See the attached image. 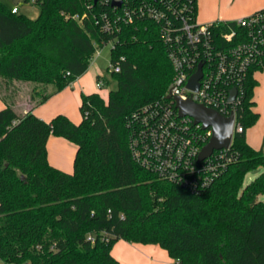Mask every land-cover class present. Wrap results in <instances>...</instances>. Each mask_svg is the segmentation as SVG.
I'll use <instances>...</instances> for the list:
<instances>
[{"label":"trees","instance_id":"trees-1","mask_svg":"<svg viewBox=\"0 0 264 264\" xmlns=\"http://www.w3.org/2000/svg\"><path fill=\"white\" fill-rule=\"evenodd\" d=\"M25 1L39 6L37 17L0 0L6 90L15 79L26 81L44 102L87 71L103 40H114L111 62L121 70L112 71L117 87L107 99L82 93L79 122L64 113L50 121L33 111L20 115L0 87V263L120 264L112 249L125 239L157 244L180 264H264V145H251L246 135L259 119L256 74L264 66H252L246 78L237 111L244 130L234 133L233 159L192 192L131 152L129 116L165 98L174 74L158 24L135 19L111 33L97 23L99 12L112 9L101 0ZM206 131L199 128L203 144ZM51 135L76 143L72 171L49 161Z\"/></svg>","mask_w":264,"mask_h":264},{"label":"built area","instance_id":"built-area-1","mask_svg":"<svg viewBox=\"0 0 264 264\" xmlns=\"http://www.w3.org/2000/svg\"><path fill=\"white\" fill-rule=\"evenodd\" d=\"M113 1L101 0L112 7L99 12L101 28L112 33L135 19L155 21L174 69L166 99L143 105L128 118L133 158L161 178L200 192L233 159L232 143L199 161L209 140L203 144L201 123L178 113L174 96L213 107L226 116L234 113V133L243 131L237 111L244 84L252 66H264V6L239 18L201 22L195 0H117L121 5ZM19 11L18 5L12 7V12ZM109 44L114 47V40L97 43L92 59ZM110 67L121 70L118 60L110 62ZM200 69L198 87H191L190 78ZM96 84L101 88L106 82L98 76ZM234 88L236 95L231 99ZM203 129L211 137V128Z\"/></svg>","mask_w":264,"mask_h":264},{"label":"crops","instance_id":"crops-1","mask_svg":"<svg viewBox=\"0 0 264 264\" xmlns=\"http://www.w3.org/2000/svg\"><path fill=\"white\" fill-rule=\"evenodd\" d=\"M20 1L21 0L15 2L18 5ZM263 6L264 5L256 8L255 10L262 8ZM18 7L21 11L19 5ZM217 19L223 18H212L209 21ZM85 74L86 73L77 77L69 85L57 91L42 103H37L38 98L35 97V94L33 96V91L26 92V90H24V86L27 87L29 82L15 79L10 83L12 89L8 100L13 103L16 111L20 115H24L30 111H33L41 119L50 121L55 115L64 113L68 115L73 121L79 122L83 117V112L81 110L82 93L88 94L92 92H98L101 96L107 99L110 92L109 90L107 92L108 95H105L102 92V89H106V84L99 88L96 84V79L89 76L87 77ZM5 105V99L0 96V109ZM76 151L77 145L73 141L63 136H50L48 141V158L53 165L66 171L73 170V162ZM112 253L119 259V261L125 260L126 264H180L173 257H171L165 248L157 244L135 243L125 239H120L114 244Z\"/></svg>","mask_w":264,"mask_h":264},{"label":"rangeland","instance_id":"rangeland-1","mask_svg":"<svg viewBox=\"0 0 264 264\" xmlns=\"http://www.w3.org/2000/svg\"><path fill=\"white\" fill-rule=\"evenodd\" d=\"M8 7H13L17 5L15 0H1ZM198 2V21H209L212 18H223V19H235L242 17V15L252 12L258 7L264 5V0H197ZM21 8V12L25 13L30 17H37L40 11V8L34 2H26L21 0L18 4ZM215 16V17H211ZM111 44L105 46L100 55L94 56L91 61V64L87 71L85 72L86 76L96 79V77H102L106 81V89L103 88L102 92L105 95H108L107 92L117 87L116 80L112 77V68L110 67L111 62ZM260 83L255 88V99L257 101L256 110L259 111V119L257 122L248 127L246 130V135L250 143L255 147H261L264 144V67L259 70L256 74ZM0 87L3 89L4 93H11V87L5 89V84L0 81ZM24 86L26 92L32 91V83ZM31 84V85H30ZM48 89H51L48 86ZM35 97L39 98L38 94H35ZM74 163V162H73ZM74 167V165H73ZM72 171V170H71ZM257 173L251 171L246 175L245 183H248L252 180ZM261 200H264V194L259 196ZM120 240V239H119ZM121 261V260H120ZM1 264V263H0ZM121 264H126L125 260L121 261Z\"/></svg>","mask_w":264,"mask_h":264},{"label":"water","instance_id":"water-1","mask_svg":"<svg viewBox=\"0 0 264 264\" xmlns=\"http://www.w3.org/2000/svg\"><path fill=\"white\" fill-rule=\"evenodd\" d=\"M18 1V0H15ZM98 0H95L97 2ZM113 4L121 5V1H113ZM201 76V69L192 75L189 81L191 87H198V79ZM236 95V88L232 89L231 99ZM171 97V95H168ZM178 113L181 116L189 115L193 117L194 123H201L203 128H211V137L202 147L199 154V161L211 155L214 150L227 148L231 145L234 135V113L226 116L217 109L206 106L192 99H182L174 96ZM258 170H255L257 172Z\"/></svg>","mask_w":264,"mask_h":264}]
</instances>
